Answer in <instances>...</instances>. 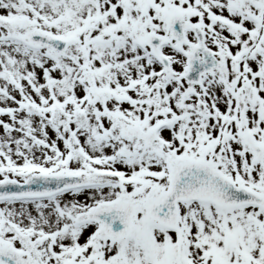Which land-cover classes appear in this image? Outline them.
I'll return each mask as SVG.
<instances>
[{"label": "snow or ice", "instance_id": "obj_1", "mask_svg": "<svg viewBox=\"0 0 264 264\" xmlns=\"http://www.w3.org/2000/svg\"><path fill=\"white\" fill-rule=\"evenodd\" d=\"M0 264H264V0H0Z\"/></svg>", "mask_w": 264, "mask_h": 264}]
</instances>
